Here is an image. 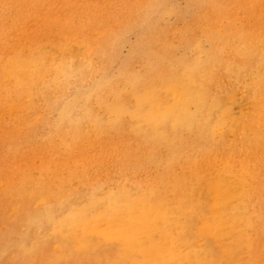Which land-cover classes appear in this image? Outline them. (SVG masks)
I'll return each instance as SVG.
<instances>
[{
    "label": "rangeland",
    "instance_id": "1",
    "mask_svg": "<svg viewBox=\"0 0 264 264\" xmlns=\"http://www.w3.org/2000/svg\"><path fill=\"white\" fill-rule=\"evenodd\" d=\"M255 87L264 97V0H0V192L96 161L82 178L93 190L123 182L171 199L207 154L239 180L227 187L232 234L205 263L264 264V111L245 101ZM198 102L249 112L257 136L193 123Z\"/></svg>",
    "mask_w": 264,
    "mask_h": 264
},
{
    "label": "bare ground",
    "instance_id": "2",
    "mask_svg": "<svg viewBox=\"0 0 264 264\" xmlns=\"http://www.w3.org/2000/svg\"><path fill=\"white\" fill-rule=\"evenodd\" d=\"M250 55L252 60L258 57L256 52ZM40 67L42 60L34 66ZM21 68L15 65L11 74L21 77ZM198 91L201 88L189 89V99H195ZM245 101L258 113L264 111L258 87ZM182 106V102L169 101L163 109L174 116L181 114ZM197 108L198 114L190 118L195 124L204 118L243 141L258 134L249 112L235 119L222 106L198 102ZM224 146H230L227 140ZM95 163L68 170L69 174L60 170L55 184L50 183L45 168L33 179L32 189L0 192V264H206V256L215 254L213 239L231 236V205L237 195L227 187L238 183L237 170L214 172L206 154L198 179L188 178L171 199H160L143 190H130L123 182L93 190L91 181L82 178L93 172ZM67 175L75 181L68 182ZM224 246L217 247L222 254Z\"/></svg>",
    "mask_w": 264,
    "mask_h": 264
}]
</instances>
